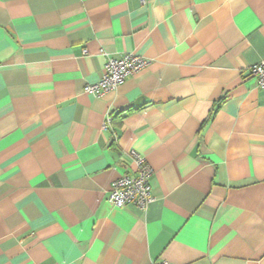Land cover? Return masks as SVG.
<instances>
[{"label":"crops","instance_id":"1","mask_svg":"<svg viewBox=\"0 0 264 264\" xmlns=\"http://www.w3.org/2000/svg\"><path fill=\"white\" fill-rule=\"evenodd\" d=\"M262 60L264 0H0V264H264Z\"/></svg>","mask_w":264,"mask_h":264},{"label":"built area","instance_id":"2","mask_svg":"<svg viewBox=\"0 0 264 264\" xmlns=\"http://www.w3.org/2000/svg\"><path fill=\"white\" fill-rule=\"evenodd\" d=\"M147 59L132 53H124L120 57L106 55L104 71L98 81L86 84L84 90L99 96L115 89L126 75L135 73L146 66ZM250 73L259 87L264 88V60L250 66ZM109 118V117H108ZM105 127V125H104ZM133 173H124L111 183L108 191V202L118 208L127 204L145 207L152 201L151 168L145 157L135 150L129 152Z\"/></svg>","mask_w":264,"mask_h":264}]
</instances>
